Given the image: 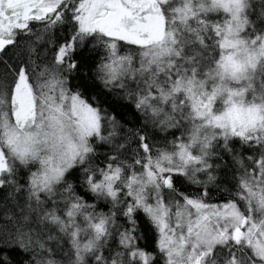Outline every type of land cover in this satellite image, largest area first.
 Wrapping results in <instances>:
<instances>
[{
  "label": "snow or ice",
  "instance_id": "obj_1",
  "mask_svg": "<svg viewBox=\"0 0 264 264\" xmlns=\"http://www.w3.org/2000/svg\"><path fill=\"white\" fill-rule=\"evenodd\" d=\"M0 264H264V0H0Z\"/></svg>",
  "mask_w": 264,
  "mask_h": 264
}]
</instances>
